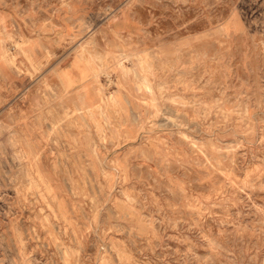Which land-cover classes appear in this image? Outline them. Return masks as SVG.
<instances>
[{
    "label": "rangeland",
    "instance_id": "374dc122",
    "mask_svg": "<svg viewBox=\"0 0 264 264\" xmlns=\"http://www.w3.org/2000/svg\"><path fill=\"white\" fill-rule=\"evenodd\" d=\"M0 264H264V0H0Z\"/></svg>",
    "mask_w": 264,
    "mask_h": 264
},
{
    "label": "bare ground",
    "instance_id": "6f19581e",
    "mask_svg": "<svg viewBox=\"0 0 264 264\" xmlns=\"http://www.w3.org/2000/svg\"><path fill=\"white\" fill-rule=\"evenodd\" d=\"M143 85L145 86V87H147L148 86V84H147V82L146 81H144L143 82ZM108 102H109V97L107 96V97H105V96H103L102 98H100V100L97 102L98 104H100V106H99V110L101 111V113L102 114H106V112H107V108H108ZM92 111V110H91ZM105 120V119H104ZM108 121V120H107ZM51 200V199H50Z\"/></svg>",
    "mask_w": 264,
    "mask_h": 264
}]
</instances>
